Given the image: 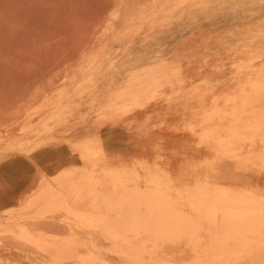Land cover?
I'll use <instances>...</instances> for the list:
<instances>
[{
    "label": "rangeland",
    "instance_id": "374dc122",
    "mask_svg": "<svg viewBox=\"0 0 264 264\" xmlns=\"http://www.w3.org/2000/svg\"><path fill=\"white\" fill-rule=\"evenodd\" d=\"M251 82L264 84V0H0V200L11 195L9 178L22 166L52 180L60 148L92 145L122 166L159 155L171 167L202 159L199 135L186 126L202 128L201 111L229 109ZM249 98L264 109L263 94ZM227 123L204 127L227 131ZM257 136L259 148L264 132ZM211 176L249 187L233 164ZM65 227L44 219L35 233L60 244ZM158 257L194 261L184 242L165 244ZM252 260L233 264H264V253ZM0 264L53 263L0 233Z\"/></svg>",
    "mask_w": 264,
    "mask_h": 264
},
{
    "label": "bare ground",
    "instance_id": "6f19581e",
    "mask_svg": "<svg viewBox=\"0 0 264 264\" xmlns=\"http://www.w3.org/2000/svg\"><path fill=\"white\" fill-rule=\"evenodd\" d=\"M242 90L225 104L229 109L214 106L196 116L204 125L227 120V131L186 126L199 135L206 153L202 159L180 158L171 167L159 155L150 164L136 158L131 166L112 165L98 149L83 144L68 152L60 148L49 171L56 174L52 180L41 169L22 166L9 178L11 195L0 200V233L33 247L53 264L75 257L76 264H111L104 253L126 264H172L158 255L165 244L180 242L194 253L192 264L252 263V257L264 253V139L256 145L264 132V109L249 97L264 95V84L251 82ZM79 161L91 165H73ZM224 163L233 164L238 182L250 180L249 187L234 189L211 176ZM44 219L66 226L60 244L38 238L41 231L35 228Z\"/></svg>",
    "mask_w": 264,
    "mask_h": 264
}]
</instances>
